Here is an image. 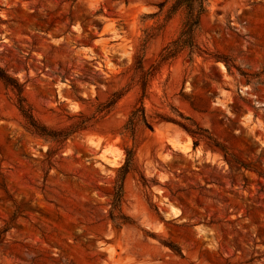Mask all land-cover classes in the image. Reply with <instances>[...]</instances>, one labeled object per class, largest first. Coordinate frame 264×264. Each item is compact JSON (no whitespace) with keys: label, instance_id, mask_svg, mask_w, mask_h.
<instances>
[{"label":"rangeland","instance_id":"374dc122","mask_svg":"<svg viewBox=\"0 0 264 264\" xmlns=\"http://www.w3.org/2000/svg\"><path fill=\"white\" fill-rule=\"evenodd\" d=\"M162 1L0 0V59L44 124L66 128L132 86L60 144L24 130L0 80V264H264V0H208L200 53L183 51L152 78L154 128H138L125 180L132 222L109 218L133 145L123 126L140 96L130 66L144 29L163 20L143 15ZM181 20L153 40L146 68ZM179 112L214 140L160 119Z\"/></svg>","mask_w":264,"mask_h":264},{"label":"trees","instance_id":"16d2710c","mask_svg":"<svg viewBox=\"0 0 264 264\" xmlns=\"http://www.w3.org/2000/svg\"><path fill=\"white\" fill-rule=\"evenodd\" d=\"M158 6V12L144 14L143 18L147 20L163 15V20L157 26L146 27L144 29L135 47L133 61L130 66V69L134 70L135 73L131 83L139 87L140 96L131 110L122 131L124 136H129L133 140V145L125 148V162L117 169L114 180V191L109 210V218L116 227H121L126 223L132 222V219L125 215L122 210L125 195V180L127 175L132 171L135 163L138 128L140 126L150 129L154 128L144 102L148 95L150 82L164 63L175 59L183 51L188 50L190 59L193 60L194 56L199 54L201 50L197 42V34L201 28L202 17L208 12V0H163ZM178 13L182 14V20L177 36L162 48L158 59L149 68H146L144 59L148 54L153 40ZM12 68H14L12 65L2 63L0 59V80L14 93V103L24 120L23 128L30 135L42 138L49 143H65L74 132L89 129L96 121L108 114L116 106L118 101L132 88V86H129L127 89L121 88L115 90L105 102L99 104L98 109L91 115L80 114L71 117L75 119L69 126L58 129L44 124L36 117L32 105L27 101L24 94L25 83L14 75V71L16 70L14 68L12 71ZM178 115L182 120H178L169 115H160V119L178 123L194 137L205 136L214 140L210 135H206L204 132L208 131L199 127L191 117L181 112ZM195 145H198V141L195 142ZM215 145L226 154L228 153L221 143H215Z\"/></svg>","mask_w":264,"mask_h":264}]
</instances>
